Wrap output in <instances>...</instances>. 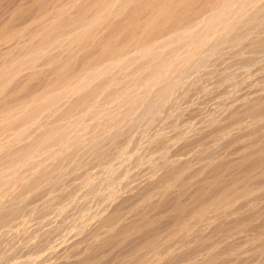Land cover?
Returning a JSON list of instances; mask_svg holds the SVG:
<instances>
[{"label":"rangeland","instance_id":"374dc122","mask_svg":"<svg viewBox=\"0 0 264 264\" xmlns=\"http://www.w3.org/2000/svg\"><path fill=\"white\" fill-rule=\"evenodd\" d=\"M99 1L0 0V264H264V0Z\"/></svg>","mask_w":264,"mask_h":264},{"label":"bare ground","instance_id":"6f19581e","mask_svg":"<svg viewBox=\"0 0 264 264\" xmlns=\"http://www.w3.org/2000/svg\"><path fill=\"white\" fill-rule=\"evenodd\" d=\"M70 1H71V0H70ZM72 1H73V0H72ZM102 1H103V0H101V4L103 3ZM108 1H111V0H108ZM108 1H107V2H108ZM116 1H117V0H116ZM118 1H119V0H118ZM104 2H106V1H104ZM107 2H106V3H107ZM94 3H96V2L94 1ZM97 3L100 4V1L97 2ZM112 3H113V1H112L110 4H112ZM101 4L99 5L100 7H101ZM108 4H109V3H107V4H105V5H108ZM110 4H109V5H110ZM72 5H73V4H72ZM72 5H70V6H72ZM97 5H98V4H97ZM109 5H108V6H109ZM81 6H82V5H81ZM81 6H80V7H81ZM89 6H90V5H89ZM103 6H104V4H103ZM103 6H102V7H103ZM108 6H107V8H105L106 10L108 9ZM110 6H111V5H110ZM62 7H63V6H62ZM102 7H101V8H102ZM111 7H112V6H111ZM63 8H64V7H63ZM93 8H94V7H93ZM113 8H114V7H113ZM113 8H111V9H113ZM59 9H60V8H59ZM61 9H62V8H61ZM66 9H67V8H66ZM95 9H96V8H95ZM105 9L102 8V9H99V10H102V12H101V11H100V12H101L102 14H104V13H103V10H105ZM109 9H110V7H109ZM57 10H58V9H57ZM106 10H105V13H106ZM63 11H64V10H63ZM61 12H62V11H61ZM96 12H97V11H96ZM100 12H99V14H101ZM41 13H42V12H41ZM89 13H90V12H89ZM58 14H59V13H58ZM102 14H101L100 16H102ZM77 15H78V14H77ZM96 15H97V14H96ZM104 15H105V14H104ZM108 15H110V14H108ZM79 16H80V15H79ZM90 16H92V15H90ZM97 16H98V15H97ZM106 16H107V15H106ZM106 16H104V18H105ZM95 17H96V16H95ZM53 18H54V17H53ZM79 18H80V17H79ZM51 19H52V18H51ZM102 19H103V18H102ZM106 19H107V18H106ZM87 20H88V19H87ZM100 20H101V19H100ZM73 21H74V20H73ZM240 21H241V20H240ZM55 22H56V21H55ZM85 22H86V21H85ZM89 22H90V21H89ZM89 22H88V23H89ZM71 23H72V22H71ZM243 23H244V22H243ZM251 23H252V22H251ZM74 24H75V23H74ZM80 24H81V23H80ZM80 24H78V25H80ZM90 24H91V23H90ZM88 25H89V24H88ZM244 25H245V24H244ZM253 25H254V24H253ZM81 26H82V25H81ZM242 26H243V25H242ZM250 26H251V25H250ZM234 27H235V26H234ZM78 28H80V26H78ZM78 28H77V29H78ZM81 28H83V27H81ZM256 29H257V28H256ZM39 30H40V29H39ZM39 30H38V31H39ZM49 30H50V29H49ZM79 30H80V32H82L81 29H78V32H79ZM82 30L84 31V28H83ZM213 30H214V29H213ZM72 31H73V30H72ZM75 31H76V30H75ZM75 31H73L71 35H73V33H75ZM208 31H209V30H208ZM4 32H5V31H4ZM6 32H7V31H6ZM35 32H36V31H35ZM7 34H8V35H7L6 37L10 36L8 32H7ZM76 34H77V33H76ZM250 34H251V33H250ZM79 35H80V33H79ZM251 35H252V34H251ZM251 35H249V36H251ZM4 36H5V35H4ZM58 36H59V35H58ZM60 36H61V35H60ZM74 36H75V35H74ZM76 36H77V35H76ZM50 37H51V36H50ZM54 37H55V36H54ZM72 37H73V36H72ZM261 37H262V36H261ZM43 38H44V37H43ZM56 38H58V37H56ZM62 38H63V37H62ZM4 39H5V38H4ZM63 39H64V38H63ZM257 39H258V38H257ZM257 39H256V40H257ZM55 40H56V39H55ZM60 40H62V39H60ZM60 40H59V41H60ZM66 40H67V39H66ZM68 40H69V39H68ZM260 40H261V39H260ZM53 41H54V40H53ZM53 41H52V42H53ZM56 41H57V40H56ZM63 41H64V40H63ZM41 43H42V42H41ZM249 43H250V42H249ZM39 44H40V43H39ZM43 44H44V43H43ZM45 44L47 45L48 43H45ZM51 44H52V43H51ZM40 45H41V44H40ZM49 45H50V43H49ZM234 45H235V44H234ZM257 45H258V44H257ZM43 46H44V45H43ZM43 46H42V48H44ZM61 46H62V44H61ZM186 46H187V45H186ZM40 47H41V46H40ZM40 47H39V48H40ZM231 47H232V46H231ZM237 47H238V46H237ZM239 48H241V47H239ZM36 49H37V47H36ZM185 49H186V48H185ZM220 49H222V48H220ZM231 49H232V48H231ZM231 49H230V50H231ZM40 50H41V49H40ZM45 50H46V49H45ZM31 51H32V50H31ZM234 51H235V50H234ZM39 52H40V51H39ZM221 52H222V50H221ZM239 54H240V53H239ZM249 54H250V53H249ZM253 54H254V53H253ZM256 55H257V54H256ZM260 55H261V54H260ZM28 56H29V55H28ZM218 56H219V55H218ZM221 56H222V55H221ZM253 56H254V55H253ZM195 57H196V56H195ZM189 58H190V57H189ZM191 58H193V60L195 59L194 57H191ZM196 58H197V57H196ZM10 59H11V58H10ZM27 59H28V58H27ZM191 60H192V59H191ZM191 60H189V62H190ZM6 61H7V60H6ZM230 61H231V60H230ZM234 61H235V60H234ZM7 62H8V61H7ZM7 62H6V63H7ZM9 62H12V61H9ZM189 62H188V63H189ZM224 63H225V62H224ZM227 63H228V62H227ZM227 63H226V64H227ZM14 64H15V63H14ZM237 64H238V63H237ZM5 65H6V64H4L2 68H4V67L6 68ZM1 66H2V65H1ZM8 66H9V65H8ZM195 66H196V65H195ZM245 66H246V65H245ZM11 67H12V65H11ZM11 67H10L9 69H11ZM13 68H14V67H13ZM9 69H6V70L8 71ZM6 70H4V71L2 70L3 73H4ZM10 71H11V70H9L8 73H10ZM8 73L6 72V73H5V76H4V74H2L3 77H6V75H8ZM87 73H88V72H87ZM87 73H86V74H87ZM89 74H90V73H89ZM89 74H88V75H89ZM181 75H182V74H181ZM221 76H222V75H221ZM173 78H174V77H173ZM178 78H179V77H178ZM0 80H1V79H0ZM72 83H73V82H72ZM77 84H78V83H77ZM147 84H148V83H147ZM71 85H72V84H71ZM145 85H146V84H145ZM149 85H150V83H149ZM149 85H148V86H149ZM73 86H74V85H73ZM146 86H147V85H146ZM148 86H147V87H148ZM80 87H81V86H80ZM73 88H74V87H73ZM67 89H68V88H67ZM228 89H229V88H228ZM228 89H226V90H228ZM145 90H146V89H145ZM184 93H185V92H184ZM184 93H183V94H184ZM45 95H46V94H45ZM45 97H46V96H45ZM45 97H44V98H45ZM36 100H37V99H36ZM46 100H47V99H46ZM260 101H261V100H260ZM36 102H37V101H36ZM33 105H34V103H33ZM39 105H40V104H39ZM39 105H37V106H39ZM166 105H167V104H166ZM166 105H165V106H166ZM251 106H252V105H251ZM256 106H257V104H256ZM256 106H255V107H256ZM9 107H10V106H9ZM253 107H254V106H253ZM5 108H6V107H5ZM17 108H18V107H17ZM24 108H25V107H24ZM246 108H247V107H246ZM247 109H249L248 111H250V110L253 109V108H249V106H248ZM254 109H255V108H254ZM258 109H260V108H259V105H258ZM262 109H263V108H262ZM6 110H7V109H6ZM9 110H10V109H9ZM162 110H163V108H162ZM260 110H261V109H260ZM263 110H264V109H263ZM23 111H24V110H23ZM253 111H254V110H253ZM6 112H7V111H6ZM11 112H12V111H11ZM16 112H17V111H16ZM132 112H134V111H132ZM135 112H136V111H135ZM243 112H244V111H243ZM246 112H247V110H246ZM256 112H257V111H256ZM259 112H260V111H259ZM261 112H262V111H261ZM8 113H9V112H8ZM8 113H6V114H8ZM250 113H251V111H250ZM250 113H249V115H250ZM254 113H255V112H254ZM254 113H253V114H254ZM257 113H258V112H257ZM262 113H264V112H262ZM23 114H24V113H23ZM130 114H131V113H130ZM135 114H136V113H135ZM135 114H134V116H135ZM243 114H245V113H243ZM253 114H251V115H253ZM258 114H259V113H258ZM247 115H248V114H247ZM251 115H250V116H251ZM134 116H133V117H134ZM241 116H242V114L240 115V117H241ZM253 116L255 117V115H253ZM253 116H252V117H253ZM260 116H261V115H260ZM16 117H17V116H16ZM237 117H238V116H237ZM240 117H239V118H240ZM244 117H245V115H244ZM261 117H262V116H261ZM3 118H4V117H3ZM3 118H2V121H3V122H5L6 120H8V117L6 118V120L4 119L5 121L3 120ZM13 118H14V117H13ZM120 118H121V117H120ZM247 118H248V117H247ZM255 118H256V117H255ZM93 119H94V118H93ZM118 119H119V118H118ZM122 119H123V117H122ZM122 119H121V120H122ZM129 119H131V118L129 117ZM129 119L127 118V120H129ZM136 119H137V118H136ZM210 119H211V117H210ZM231 119H232V118H231ZM249 119H250V118H249ZM9 120H10V119H9ZM123 120H124V119H123ZM123 120L121 121L122 123H123ZM127 120H126V122H128ZM234 120H235V118H234ZM252 120H253V119H252ZM2 121H1L0 123H2ZM118 121H119V120H118ZM124 121H125V120H124ZM231 121H232V120H231ZM241 121H242V120H241ZM250 121H251V119H250ZM115 122H116V120H115ZM121 122H120V123H121ZM248 122H249V121H248ZM251 122H252V121H251ZM129 123H130V122H129ZM129 123H127V124H129ZM236 123H237V122H236ZM238 123H241V122H238ZM253 123H254V122H253ZM2 124H3V123H2ZM103 124H104V123H103ZM123 124H124V123H123ZM227 124H228V123H227ZM232 124H233V123H232ZM232 124H231V125H232ZM241 124H243V123H241ZM254 124H255V123H254ZM263 124H264V123H263ZM4 125H5V124H4ZM105 125H106V124H105ZM259 125H260V123H259ZM229 126H230V125H229ZM246 126H247V125H246ZM263 126H264V125H263ZM234 127H235V126H234ZM237 127H238V125H237ZM242 127H243V126H242ZM244 127H245V126H244ZM76 128H78V127H76ZM76 128H75V129H76ZM229 128H230V127H229ZM251 128H252V127H251ZM253 128H255V127H253ZM260 128H261V126H260L259 128H257V129H254V130H259ZM19 129H21V128H19ZM120 129H121V128H120ZM233 129H234V128H233ZM237 129H238V128H237ZM241 129H243V128H241ZM261 129L263 130V128H261ZM223 130H224V128H223ZM249 130L251 131L250 128H249ZM13 131H14V129H13ZM17 131H18V130H17ZM229 131L232 132L231 129H230ZM233 131H237V130H233ZM118 132H119V131H118ZM215 132H216V131H215ZM223 132H224V131H223ZM237 132H238V131H237ZM240 132H241V131H240ZM243 132L245 133V130H244ZM259 132H260V131H259ZM259 132H258V133H259ZM94 133H95V132H94ZM102 133H103V132H102ZM249 133H250V132H249ZM249 133L247 132V134H249ZM213 134H215V133L213 132ZM219 134H220V133H219ZM224 134H225V132H224ZM235 134H236V132H235ZM240 134H241V133H240ZM240 134H239V135H240ZM242 134H243V133H242ZM247 134H246V136H248ZM252 134L254 135V133H252ZM252 134H251V135H252ZM255 134H256V133H255ZM262 134H263V133H262ZM94 135H95V134H94ZM226 135H227V134H226ZM232 135H233V134H232ZM256 135H257V134H256ZM256 135H255L254 137H256ZM15 136H16V135H15ZM63 136H64V138H65L66 134L63 135ZM71 136H72V135H71ZM230 136H231V135H230ZM244 136H245V134H244ZM249 136H250V135H249ZM258 136H259V135H258ZM211 137H213V136H211ZM64 138H63V139H64ZM66 138H67V137H66ZM68 138H70V137H68ZM214 138H215V137H214ZM218 138H219V137H217V139H218ZM220 138H221V136H220ZM227 138H229V137H227ZM71 139H73V138H71ZM91 139H92V138H91ZM223 139H225V138H223ZM241 139H242V137H241ZM243 139H244V138H243ZM245 139H246V138H245ZM69 140H70V139H69ZM95 140H96V139H95ZM218 140H219V139H218ZM220 140H221V139H220ZM231 140H232V139H231ZM247 140H248V138H247ZM255 140H256V139H255ZM66 141H67V140H66ZM229 141H230V140H229ZM232 141H233V140H232ZM242 141H243V140H242ZM67 142H68V141H67ZM214 142H215V141H214ZM214 142H213V143H214ZM239 142H240V141H239ZM239 142H238V143H239ZM255 142H256V141H255ZM61 143H62V142H61ZM70 143H71V142H70ZM198 143H199V142H198ZM200 143H201V142H200ZM252 143H253V141H252ZM252 143H251V144H252ZM259 143H260V142H259ZM58 144H59V143H58ZM204 144H205V143H204ZM229 144H230V143H229ZM192 145H193V144H192ZM244 145H245V144H244ZM67 146H68V145H67ZM69 146H70V145H69ZM212 146H213V145H212ZM250 146H251V145H250ZM3 147H4V146H3ZM3 147H2V148H3ZM199 147H200V146H199ZM199 147H198V148H199ZM227 147H228V146H227ZM258 147H262V146H258ZM62 148H63V147H62ZM66 148H67V147H66ZM69 148H70V147H69ZM186 148H187V147H186ZM190 148H191V147H190ZM198 148H197V149H198ZM200 148H201V147H200ZM203 148H204V147H203ZM203 148H202V150H203ZM206 148H207V147L205 146L204 149L206 150ZM211 148H212V147H211ZM230 148H231V147H230ZM235 148H236V147H235ZM209 149H210V148H209ZM260 149H261V148H260ZM263 149H264V148H263ZM48 150H49V149H48ZM62 150H63V149H62ZM194 150H196V149H194ZM243 150H244V149H243ZM253 150H254V149H253ZM256 150H258V148H257ZM192 151H193V150H192ZM197 151H199V150H197ZM197 151H196V152H197ZM203 151H204V150H203ZM233 151H234V150H233ZM244 151H245V150H244ZM248 151H250V150H248ZM52 152H53V151H52ZM62 152H63V151H62ZM189 152H190V151H189ZM189 152H188V153H189ZM193 152H194V151H193ZM193 152H191V153H193ZM200 152H201V151H200ZM252 152H253V151H252ZM254 152H255V150H254ZM256 152H259V150L256 151ZM263 152H264V151H261L260 153H254V154H255L254 157L257 158V160H259V159H260V160H263V158H264V157L262 156V155L264 154ZM49 153H50V152H49ZM59 153H60V152H59ZM63 153H64V152H63ZM63 153H61V154H63ZM246 153H247V152H246ZM193 154H194V153H193ZM197 154H198V153H197ZM197 154H196V155H197ZM199 154H200V153H199ZM199 154H198V155H199ZM204 154H205V153H204ZM210 154H211V153H210ZM230 154H231V153H230ZM243 154H244V153H243ZM250 154H253V153L250 152ZM256 154H258V157H257ZM50 155H51V154H50ZM54 155H55V154H54ZM63 155H64V154H63ZM212 155H213V153H212ZM247 155H248V153H247ZM247 155H244V156H247ZM59 156H60V155H59ZM114 156H115V155H114ZM191 156H192V154H191ZM244 156H243V157H244ZM162 157H163V156H162ZM178 157H179V156H178ZM204 157H205V156H204ZM213 157H214V156H213ZM249 157H250V155H249ZM251 157L254 158L253 155H251ZM251 157H250V158H251ZM262 157H263V158H262ZM55 158H56V157H55ZM57 158H59V157H57ZM57 158H56V159H57ZM173 158H174V157H173ZM194 158H195V157H194ZM239 158H240V157H239ZM247 158H248V157H247ZM252 158H251V159H252ZM255 158L252 160V162H253L254 160L256 161ZM248 159H249V158H248ZM30 160H31V159H30ZM53 160H54V158H53ZM57 160H58V159H57ZM185 160H186V159H185ZM187 160H188V159H187ZM221 160H222V159H221ZM221 160H220V161H221ZM225 160H226V159H225ZM245 160H246V159H245ZM260 160H259V163L261 162ZM24 161H25V160H24ZM27 161H28V160H27ZM31 161H32V160H31ZM54 161H55V160H54ZM169 161H170V160H169ZM169 161H168V162H169ZM176 161H177V160H176ZM190 161H191V160H190ZM215 161H216V159H215ZM215 161H214V162H215ZM246 161H247V160H246ZM168 162H167V165H168ZM172 162H173V161H172ZM200 162H201V161H200ZM214 162H213V163H214ZM225 162H226V161H225ZM228 162H229V161H228ZM252 162H251V163H252ZM257 162H258V161H257ZM263 162H264V161H263ZM20 163H22V162H20ZM32 163H33V162H32ZM68 163H69V162H68ZM180 163H181V162H180ZM186 163H187V162H186ZM207 163H208V162H207ZM254 163H255V162H254ZM259 163H255V165H254L255 168H256V167H259V166H256L257 164L259 165ZM261 163H262V162H261ZM60 164H61V162H60ZM169 164H170V163H169ZM191 164H192V163H191ZM219 164H221V163H219ZM224 164H225V163H224ZM172 165H173V164H172ZM221 165H222V164H221ZM229 165H230V164H229ZM242 165H243V163H242ZM249 165H250V161H249ZM249 165H248V166H249ZM200 166H202V165H200ZM204 166H205V165H204ZM204 166H203V167H204ZM214 166H216V165L214 164ZM223 166H226V167H225V170H226L227 165H223ZM223 166H222V169H221L222 172H223V170H224V169H223ZM240 166H241V165H240ZM248 166H246V167H247V169H248V171H249ZM252 166H253V165H252ZM55 167H56V166H55ZM100 167H101V166H100ZM192 167H193V166H192ZM209 167H210V166H209ZM219 167H220V166H219ZM250 167H251V166H250ZM63 168H64V167H63ZM167 168H168V167H167ZM169 168H170V167H169ZM172 168H173V167H172ZM185 168H186V167H185ZM185 168H184V169H185ZM211 168H212V167H211ZM236 168H237V167H236ZM255 168H254V170H255ZM259 168H260V167H259ZM263 168H264V167H263ZM155 169H156V168H155ZM181 169H182V167L180 168V171H181ZM204 169H205V167H204ZM204 169H203V171H204ZM218 169H219V168L217 167V169H215V171L217 170V172H219ZM229 169H230V168H229ZM231 169H232V168H231ZM231 169H230V170H231ZM239 169H240V168H239ZM257 169H258V168H257ZM164 170H166V168H165ZM172 170H173V169H172ZM178 170H179V169H178ZM208 170H209V169H208ZM230 170H229V172H230ZM232 170H233V169H232ZM232 170H231V171H232ZM251 170H253V169L251 168ZM261 170H263V169H260V171H261ZM156 171L158 172L159 170H156ZM161 171H162V170H161ZM173 171H174V170H173ZM182 171H183V170H182ZM187 171H188V170H187ZM199 171H200V170H199ZM199 171H198V173H202L201 171H200V172H199ZM206 171H207V170H206ZM215 171H214L213 173H215V174L217 175L218 173H216ZM245 171H246V170H245ZM245 171H244V172H245ZM52 172H53V171H52ZM59 172H61V171H59ZM86 172H87V171H86ZM176 172H177V171H175L174 173L176 174ZM184 172H186V171H184ZM194 172H195V171H194ZM210 172H212V171H210ZM222 172H221V173H222ZM229 172H228V173H229ZM237 172H238V171H237ZM251 172H253V171H251ZM159 173H160V171H159ZM165 173H166V171L164 172V174H165ZM169 173H171V172H169ZM208 173H209V171H208ZM213 173L211 174V176H212V175H215V174H213ZM224 173H226V171H224ZM232 173H233V172H232ZM253 173H254V172H253ZM258 173H259V172H258ZM261 173L263 174V172H261ZM164 174H163V176H164ZM167 174H168V173H167ZM175 174H174V175H175ZM182 174H183V173H182ZM209 174H210V173H209ZM229 174H230V173H229ZM233 174H234V173H233ZM244 174H245V173H244ZM256 174H257V173H256ZM42 175H43V174H42ZM45 175H46V174H45ZM45 175H43V177H44ZM157 175H158V174H157ZM160 175H161V174H160ZM160 175H159V176H160ZM180 175H181V174H180ZM198 175H199V174H198ZM203 175H204V174H203ZM220 175H221V174H220ZM220 175L218 174L215 180H219V179H220L221 182H222V178H221L222 176H220ZM222 175H224V174H222ZM226 175H227V174H226ZM226 175H225V176H226ZM241 175H242V177L245 176V175H243V173H242ZM241 175H238V176H241ZM155 176H156V174H155ZM168 176H169V174H168ZM177 176H179V174H177L176 177H174V178H175V179H176V178L178 179ZM199 176H200V175H199ZM209 176H210V175H209ZM209 176H208V177H209ZM211 176H210V178H211ZM219 176H220V177H219ZM228 176H230V175H228ZM233 176H234V175H233ZM246 176H247V174H246ZM248 176H249V175H248ZM254 176H255V175H254ZM41 177H42V176H41ZM43 177H42V178H43ZM89 177H90V176H89ZM151 177H152V176H151ZM153 177H154V174H153ZM160 177H161V176H160ZM160 177H159V178H160ZM165 177H166V176H165ZM171 177H173V175H172ZM183 177H184V176H183ZM208 177H207V178H208ZM213 177H214V176H213ZM234 177L236 178V176H234ZM250 177H251V176H250ZM260 177H261V176H260ZM159 178H158V179H159ZM163 178H164V177H162L161 180H163ZM167 178L169 179V177H167ZM167 178H166V179H167ZM193 178H196V177H193ZM198 178H199V177H198ZM204 178H205V177H204ZM230 178H231V177H229V179H230ZM235 178H234V182L237 181V180H235ZM244 178H245V177H244ZM244 178H243V179H244ZM247 178H248V177H247ZM175 179H174V180H175ZM202 179H203V178H202ZM205 179H206V178H205ZM212 179H213V178H212ZM212 179H211V181H212ZM227 179H228V178H227ZM231 179H233V178H231ZM231 179H230V181L232 182ZM237 179H238V178H237ZM239 179H242V178H239ZM243 179H242V180H243ZM263 179H264V178H263ZM161 180H160V181H161ZM178 180H179V179H178ZM207 180H208V179H207ZM209 180H210V179H209ZM154 181H155V180H154ZM166 181H167V180H166ZM172 181H173V180H172ZM188 181H189V180H188ZM199 181H200V180H199ZM227 181H228V180H227ZM240 181H241V180H238L237 182H240ZM0 182H1V181H0ZM6 182H7V180H6ZM109 182H110V181H109ZM152 182H153V181H152ZM158 182H159V181H158ZM158 182H157V183H158ZM200 182H201V181H200ZM208 182H209V181H208ZM216 182H217V184H218V183L221 184V183L218 182V181H216ZM228 182H229V181H228ZM231 182H230V183H231ZM244 182H245V181H244ZM244 182H243V183H244ZM11 183H12V182H11ZM155 183H156V182H155ZM166 183H167V182H166ZM166 183H164V184H166ZM168 183H169V182H168ZM171 183H172V182H171ZM174 183H175V182H174ZM177 183H178V182H177ZM181 183H182V182H181ZM186 183H187V182H186ZM192 183H193V182H192ZM211 183L215 184L214 181H212ZM226 183H227V182H226ZM101 184H102V183H101ZM172 184H173V183H172ZM179 184H180V183H179ZM213 184H212L211 186H215V185H213ZM223 184H225V182H224ZM223 184H222V185H223ZM232 184L234 185L235 183H231V184H228V183H227V185H231V186H229V188H232V187H233ZM237 184H238V183H237ZM250 184H251V183H250ZM5 185H6V184H5ZM5 185H4V186H5ZM7 185H8V184H7ZM161 185H162V184H161ZM182 185H183V184H182ZM184 185H185V184H184ZM254 185H255V184H254ZM145 186H146V185H145ZM159 186H160V185H159ZM165 186H166V185H165ZM169 186H170V185H169ZM176 186H177V185H176ZM205 186H209V184L204 185V187H205ZM217 186L219 187V186H221V185H217ZM223 186H224V185H223ZM242 186L244 187V185H242ZM98 187H99V186H98ZM141 187H142V186H141ZM155 187H156V186H155ZM155 187H154V188H155ZM174 187H175V186H174ZM182 187H183V186H182ZM182 187H181V189H179V188H178V189H179V190H182ZM209 187H210V186H209ZM221 187H222V186H221ZM238 187H239V186H238ZM143 188H144V187H143ZM151 188H153V187H151ZM157 188H158V187H157ZM159 188H160V187H159ZM163 188H164V187H163ZM167 188H168V187H167ZM211 188H212V187H211ZM215 188H216V187H215ZM224 188H225V187H224ZM236 188H237V187H236ZM241 188H242V187H241ZM246 188H247V187H246ZM1 189H2V188H1ZM168 189L170 190V188H168ZM206 189H207V188H206ZM209 189H210V188H209ZM213 189H214V188H213ZM222 189H223V188H222ZM222 189H221L220 193L222 192ZM226 189H227V187H226ZM233 189H234V188H233ZM242 189H243V188H242ZM244 189H245V188H244ZM251 189H252V188H251ZM259 189H260V188H259ZM261 189H262V188H261ZM105 190H107V189H105ZM137 190H138V189H137ZM160 190H161V189H160ZM163 190H164V189H163ZM176 190H177V189H176ZM184 190H186V189H184ZM199 190H200V189H199ZM203 190H204V189H203ZM207 190H208V189H207ZM211 190H212V189H211ZM217 190H218V188H217ZM224 190H225V189H224ZM227 190H228V189H227ZM227 190H226V191H227ZM230 190H231V189H230ZM252 190H253V189H252ZM235 191H236V189H235ZM241 191H242V190H241ZM255 191H256V190H255ZM1 192H2V191H1ZM132 192H133V191H132ZM134 192H135V191H134ZM152 192H154V191H152ZM155 192H156V191H155ZM159 192H160V191H159ZM161 192H162V191H161ZM161 192H160V193H161ZM165 192H166V191H165ZM165 192H164V193H165ZM178 192H179V191H178ZM201 192H202V191H201ZM207 192H208V191H205V193H207ZM215 192H217V191L214 190L213 193H215ZM248 192H249V191H248ZM140 193H141V192H140ZM195 193H196V192H194V194H195ZM198 193H199V192H198ZM208 193H209V192H208ZM218 193H219V192H218ZM220 193H219V194H220ZM242 193H243V192H242ZM244 193L246 194V190L244 191ZM258 193H259V192H258ZM1 194H2V193H1ZM154 194L156 195V193H153V195H154ZM161 194H162V193H161ZM176 194H177V193H176ZM179 194H180V193H179ZM181 194H183V193L181 192ZM200 194H201V193H200ZM200 194H199V195H200ZM223 194H224V196H225V193H224V192H223ZM232 194H234V193L232 192ZM248 194H249V193H248ZM250 194H251V193H250ZM159 195H160V194H159ZM195 195H196V194H195ZM199 195L197 194V198H198V199H199ZM209 195H211V192H210ZM228 195H229V196H232V195L229 194V193H228ZM234 195H236V194H234ZM239 195H241V193H240ZM108 196H109V195H108ZM134 196H135V195H134ZM141 196H142V195H141ZM170 196H171V195H170ZM177 196H178V195H177ZM203 196H204V195H203ZM207 196H208V195H207ZM221 196H222V194H221ZM242 196H243V195H242ZM242 196H241V197H242ZM245 196H246V195H244V197H245ZM135 197H136V196H135ZM153 197H154V196H153ZM164 197H165V196H164ZM188 197H189V196H188ZM208 197H209V196H208ZM214 197H215V195H214ZM216 197H218L217 194H216ZM241 197H240V200H242ZM15 198H16V197H15ZM63 198H64V197H63ZM67 198H68V197H67ZM161 198H162V197H161ZM184 198H185V197H184ZM192 198H193V197H192ZM218 198H219V197H218ZM263 198H264V197H263ZM1 199H2V198H1ZM65 199H66V198H65ZM139 199H140V198H139ZM149 199H150V198H149ZM159 199H160V197H159ZM159 199H158V200H159ZM163 199H164V198H162V200H163ZM171 199H172V198H171ZM198 199H197V200H198ZM225 199H227V197H226ZM233 199H234V198H233ZM235 199H236V198H235ZM237 199H238V198H237ZM237 199H236V203H237ZM244 199H245V198H244ZM248 199H250V198H248ZM11 200H12V199H11ZM62 200H63V199H62ZM69 200H70V199H69ZM158 200H157V201H158ZM166 200L168 201L167 198H166ZM194 200L197 201V200H196V196H195V199H193V201H194ZM205 200H206V198H205ZM212 200H215V199H213V197H212ZM212 200H211V201H212ZM219 200H220V202H221L222 199H219ZM229 200H230V198L227 200L228 204H229V202H230ZM137 201H138V200H137ZM149 201L151 202V200H148V199H147V202H146V200H145L146 203H148ZM182 201H183V200H182ZM199 201H200V200H199ZM207 201H208V200H207ZM217 201H218V200H217ZM223 201H224V200H223ZM233 201H234V200H233ZM233 201H231V203H233ZM238 201H239V199H238ZM249 201H250V200H249ZM58 202H59V201H58ZM150 202H149V203H150ZM161 202H162V201H161ZM163 202H164V201H163ZM165 202H166V201H165ZM190 202H191V201H190ZM201 202H202V201H201ZM214 202H216V200H215ZM214 202H213V203H214ZM220 202H219V203H220ZM234 202H235V201H234ZM240 202H241V201H240ZM258 202H259V201H258ZM152 203L155 204L156 202H155V203L152 202ZM158 203H159V202H158ZM158 203H157V204H158ZM183 203H184V202H183ZM193 203H194V202H192V204H193ZM195 203H196V202H195ZM198 203H199V202H198ZM202 203H203V202H202ZM213 203H211V204H213ZM221 203H222V202H221ZM236 203H235V204H236ZM12 204H13V203H12ZM58 204H59V203H58ZM166 204H167V203H166ZM174 204H176V202H175ZM177 204H178V203H177ZM188 204H190V203H188ZM196 204H197V203H196ZM204 204H206V203H204ZM208 204H210V202H209ZM211 204H210V205H211ZM217 204H218V203H217ZM217 204H216V205H217ZM224 204H226V203L223 202V203H222V206H226V205H224ZM242 204H243V202H242ZM255 204H256V203H255ZM144 205H145V204H144ZM150 205H151V204H150ZM150 205H149V206H150ZM194 205H195V204H194ZM194 205H193V206H194ZM199 205H201V203H200ZM210 205H209V207H210ZM239 205H240V204H239ZM260 205H261V204H260ZM262 205H263V204H262ZM145 206H146V205H145ZM147 206H148V205H147ZM151 206H152V205H151ZM151 206H150V208H151ZM160 206H161V205H160ZM165 206H166V205H165ZM165 206H163V207H165ZM172 206H173V204H172ZM177 206H179V205H177ZM201 206H202V207L198 208V210L201 209V208H203V209H201V210H203V213H204V212L206 211L205 208H206L207 206H206V205H204V206H206V207H203V205H201ZM213 206L215 207V205H213ZM240 206H241V205H240ZM245 206H246V205H245ZM245 206H244V207H245ZM254 206H255V205H254ZM14 207H15V206H14ZM153 207H154V206H153ZM155 207H157V206H155ZM155 207H154V208H155ZM184 207H185V206H184ZM187 207H189V206L187 205ZM191 207H192V206H191ZM231 207H232V205H231ZM24 208H25V207H24ZM57 208H58V207H57ZM84 208H85V207H84ZM142 208H143V207H141V209H142ZM144 208H145V207H144ZM148 208H149V207H148ZM158 208H159V207H158ZM160 208L162 209V207H160ZM160 208H159V210H160ZM171 208H172V207H171ZM171 208H170V209H171ZM173 208H174V207H173ZM175 208H176V206H175ZM179 208H182V206L179 207ZM216 208H217V207H215V209H216ZM221 208H224V207H221ZM229 208H230V207H229ZM232 208H233V207H232ZM235 208H236V207H235ZM235 208H234V209H235ZM251 208H252V207H251ZM25 209H26V208H25ZM152 209H153V208H152ZM185 209H186V208H185ZM195 209H196V208H195ZM204 209H205V211H204ZM209 209H210V208H209ZM213 209H214V208H213ZM213 209H212V210H213ZM242 209H243V208H242ZM8 210H9V209H8ZM60 210H61V209H60ZM126 210H127V209H126ZM132 210H133V209H132ZM148 210H150V209H148ZM154 210H156V208H155ZM154 210H153V211H154ZM171 210H172V209H171ZM174 210H175V209H173V211H174ZM178 210H179V209L177 208L175 211L177 212ZM181 210L183 211V208H182ZM181 210H180V211H181ZM191 210H193V209H191ZM198 210H197V211H198ZM222 210H223V209H222ZM227 210H229V209H227ZM235 210H236V209H235ZM243 210H244V209H243ZM249 210H250V209H249ZM49 211H50V210H49ZM143 211L145 212V209H143ZM143 211H142V212H143ZM180 211H178V213H180ZM213 211H214V210H213ZM216 211H217V209H216ZM225 211H226V208H225ZM259 211H260V210H259ZM11 212H12V211H11ZM30 212H31V211H30ZM39 212H40V211H39ZM135 212H136V211H135ZM137 212H138V211H137ZM148 212H149V211H148ZM148 212H147V213H148ZM201 212H202V211H200V213H201ZM210 212H211V209H210ZM210 212H209V213H210ZM217 212H218V211H217ZM217 212H215V213H217ZM232 212H233V210H232ZM249 212H250V211H249ZM131 213H132V212H131ZM139 213L141 214V211H140ZM145 213H146V212H145ZM151 213H153L152 210H151ZM164 213H165V211H164ZM187 213H188V212H187ZM191 213H193V212H191ZM197 213H199V212H197ZM206 213H208V211H206L205 214H206ZM212 213H213V212H212ZM224 213H225V212H224ZM227 213H228V212H227ZM229 213H230V212H229ZM236 213H237V212H236ZM263 213H264V212H263ZM42 214H43V212H42ZM170 214H171V213H170ZM213 214H214V213H213ZM217 214H218V213H217ZM222 214H223V213H222ZM234 214H235V213H234ZM249 214H250V213H249ZM43 215H44V214H43ZM80 215H81V214H80ZM136 215H138V214H136ZM154 215H155V213H154ZM171 215H174V216H175V213H174V214L172 213ZM176 215H177V214H176ZM189 215L191 216V214H189ZM198 215H200V214H198ZM198 215H197V216H198ZM201 215H202V214H201ZM207 215H208V214H206V216H207ZM230 215H231V214H230ZM261 215H262V214H261ZM138 216H139V215H138ZM147 216H149V215H147ZM158 216H159V215H158ZM186 216H187V215H186ZM202 216H203V215H202ZM206 216H205V217H206ZM209 216H210V215H209ZM209 216H208V217H209ZM211 216H212V215H211ZM218 216H219V214H218ZM223 216H224V215H223ZM225 216H226V214H225ZM259 216H260V215H259ZM4 217H5V216H4ZM31 217H32V216H31ZM143 217H144V216H143ZM150 217H151V216H150ZM152 217H155V216L152 215ZM152 217H151V218H152ZM172 217H173V216H172ZM179 217H180V215H179ZM184 217H185V216H184ZM187 217H188V216H187ZM187 217H185V218H187ZM193 217H194V216H193ZM198 217H200V216H198ZM233 217H234V216H233ZM14 218H15V217H14ZM144 218H145V217H144ZM151 218H148V219L151 220ZM170 218H171V216H170ZM176 218H177V217H176ZM180 218H182V217H180ZM180 218H179V219H180ZM209 218H210V217H209ZM212 218H213V216H212ZM226 218H227V217H226ZM248 218H251V217H248ZM263 218H264V217H263ZM142 219H143V218H142ZM142 219H140V220L142 221ZM189 219H190V218H189ZM207 219H208V218H207ZM220 219H221V218H220ZM107 220H108V219H107ZM140 220H139V221H140ZM177 220H178V219H177ZM191 220H192V217H191ZM194 220H196V219H194ZM200 220H201V219H200ZM200 220H199V221H200ZM208 220H209V219H208ZM210 220H211V218H210ZM213 220H214V219H213ZM218 220H219V219H218ZM224 220H225V219H224ZM244 220H246V219H244ZM249 220H250V219H249ZM24 221H25V220H24ZM120 221H121V220H120ZM128 221H129V219H128ZM135 221H136V220H135ZM135 221H134L133 223H135ZM145 221H146V220H145ZM171 221H172V220H171ZM184 221H185V220H184ZM246 221H248V220H246ZM22 222H23V221H22ZM71 222H72V221H71ZM109 222H111V220H110ZM137 222H138V220H137ZM150 222H151V221H150ZM152 222H153V224H154V221H152ZM152 222H151V223H152ZM185 222H188V221H185ZM190 222H192V224L195 225V223H193V221H190ZM248 222H249V221H248ZM250 222H251V221H250ZM133 223H132V224H133ZM145 223L147 224V222H145ZM207 223L209 224V222H207ZM240 223H241V222H240ZM242 223H243V221H242ZM9 224H10V223H9ZM124 224H125V223H124ZM124 224H123V225H124ZM142 224L144 225V223H142ZM181 224H182V220H181ZM189 224H191V223H189ZM189 224H188V225H189ZM192 224H191V225H192ZM210 224H211V223H210ZM213 224H214V223H213ZM234 224H235V222H234ZM238 224H239V222H238ZM261 224H262V223H261ZM143 225H141V226H143ZM147 225L149 226V221H148V224H147ZM177 225H178V224H177ZM191 225H190V227H191ZM196 225H198V224H196ZM211 225H212V224H211ZM97 226H98V225H97ZM101 226H102V225H101ZM105 226L107 227L106 224H105ZM131 226H132V225H131ZM139 226H140V224H139ZM139 226L137 225V227H134V228H135V229H138ZM141 226H140V229H141ZM144 226H145V225H144ZM185 226H187V225L185 224ZM216 226H217V225H216ZM216 226H215V227H216ZM218 226H219V225H218ZM218 226H217L216 228H218ZM235 226H236V225H235ZM246 226H247V224H246ZM250 226H251V225H250ZM253 226H254V225H253ZM69 227H70V226H69ZM126 227H127V226H126ZM128 227H129V226H128ZM167 227H169V226H167ZM179 227H181V225H180ZM190 227H189V228H190ZM213 227H214V225H213ZM6 228H7V227H6ZM110 228H111V227H110ZM117 228H118V227H117ZM151 228H152V226H151ZM183 228H184V227H183ZM189 228H187V229L189 230ZM193 228H194V226H193ZM193 228H192V229H193ZM237 228H238V227H237ZM239 228H240V227H239ZM241 228H242V226H241ZM243 228H244V227H243ZM127 229H128V228H127ZM127 229H126V231H127ZM168 229H169V228H168ZM175 229H176V228H175ZM181 229H182V228H181ZM184 229H185V228H184ZM187 229H186V230H187ZM192 229H191V232H192ZM29 230H30V229H29ZM99 230H100V229H99ZM105 230H106V229H105ZM121 230H122V229H121ZM123 230H124V229H123ZM123 230H122V231H123ZM130 230H131V229H130ZM138 230H139V229H138ZM194 230H195V229H194ZM216 230H217V229H216ZM252 230H253V229H252ZM255 230H256V229H255ZM0 231H1V230H0ZM176 231H177V230H176ZM176 231H174V232L176 233ZM200 231H201V230H200ZM237 231H238V230H237ZM239 231H240V230H239ZM241 231H242V230H241ZM256 231L258 232V228H257ZM103 232H104V231H103ZM180 232H182V231H180ZM189 232H190V231H189ZM253 232H254V231H253ZM260 232H261V231H260ZM260 232H259V233H260ZM5 233H6V232H5ZM123 233H125V232L123 231ZM175 233H174V234H175ZM178 233H179V231H178ZM184 233H185V232H184ZM186 233H187V232H186ZM240 233H241V232H240ZM250 233H251V232H250ZM254 233H256V232H254ZM262 233H263V231H262ZM96 234H97V233H96ZM96 234H95V235H96ZM159 234H160V233H159ZM252 234H253V233H252ZM263 234H264V233H263ZM107 235H108V234H107ZM149 235H150V234H149ZM172 235H173V234H172ZM179 235H180V233H179ZM213 235H214V234H213ZM156 236H157V235H156ZM165 236H166V235H165ZM168 236H170V235L168 234ZM182 236H185V234H183ZM182 236H181V237H182ZM199 236H200V235H198V237H199ZM258 236H259V235H258ZM261 236H262V234H261ZM263 236H264V235H263ZM263 236H262V237H263ZM117 237H118V236H117ZM121 237H123V236H121ZM124 237L126 238V235H125ZM124 237H123V238H124ZM151 237H152V236H151ZM172 237H173V236H172ZM172 237H171V238H172ZM174 237H175V235H174ZM174 237H173V238H174ZM181 237H180V239H181ZM185 237H186V236H185ZM188 237H189V236H188ZM192 237H193V236H192ZM250 237H251V236H250ZM254 237H256V236H254ZM29 238H30V237H29ZM88 238H90V237H88ZM123 238H122V239H123ZM146 238H147V237H146ZM161 238H162V237H161ZM183 238H184V237H183ZM252 238H253V237H252ZM32 239H33V237H32ZM107 239H108V238H107ZM114 239H115V238H114ZM119 239H120V238H119ZM152 239H153V238H152ZM165 239H166V237H165ZM177 239H178V237H177ZM201 239H202V238H201ZM247 239H248V238H247ZM29 240H30V239H29ZM156 240H158V239H156ZM171 240L173 241V239H171ZM171 240H170V242H171ZM257 240H258V238H257ZM262 240H263V239H262ZM87 241H88V240H87ZM111 241H112V240H111ZM166 241H168V240H166ZM176 241H177V243H178V240H176ZM184 241H185V240H184ZM184 241H181V243H182V242L185 243ZM190 241H191V240H190ZM249 241H250V240H249ZM98 242H99V241H98ZM98 242H97V243H98ZM105 242H106V241H105ZM108 242H109V241H108ZM150 242H151V241H150ZM152 242H154V241H152ZM161 242H162V241L158 242V245H159V243H161ZM163 242H164V241H163ZM246 242H247V240H246ZM253 242H254V241H253ZM253 242H252V243H253ZM263 242H264V241H263ZM263 242H262V245H263ZM80 243H81V242H80ZM94 243H95V242H94ZM148 243H149V242H148ZM164 243H166V242H164ZM164 243H163V244H164ZM168 243H169V242H168ZM168 243H166V244L168 245ZM188 243H189V242H188ZM190 243H191V242H190ZM239 243H240V242H239ZM256 243H257V242H256ZM86 244H87V243H86ZM101 244H102V242H101ZM101 244H100V245H101ZM111 244H112V243H111ZM156 244H157V242H156ZM178 244H179V243H178ZM197 244H198V243H197ZM209 244H210V243H209ZM209 244H208V246H209ZM249 244H250V243H249ZM253 244H254V243H253ZM87 245H88V244H87ZM148 245H149V244H148ZM150 245H151V244H150ZM153 245H155V244H153ZM161 245H162V244H161ZM246 245H247V244H246ZM255 245H256V244H255ZM259 245H261V244H259ZM111 246H112V245H111ZM145 246H146V245H145ZM156 246H157V245H156ZM165 246H166V245H165ZM181 246L183 247V245H181ZM211 246H212V244H211ZM158 247H159V246H158ZM168 247H170V246H168ZM179 247H180V246H179ZM209 247H210V246H209ZM209 247H208V248H209ZM262 247H263V246H262ZM30 248H31V247H30ZM84 248H85V247H84ZM87 248H88V247H87ZM100 248H101V247H100ZM109 248H110V247H109ZM121 248H122V247H121ZM131 248H132V247H131ZM165 248H166V247H165ZM185 248H186V247H185ZM212 248H213V247H212ZM248 248H249V247H248ZM252 248H253V247H252ZM254 248H255V247H254ZM254 248H253V249H254ZM68 249H69V248H68ZM95 249H96V248H95ZM102 249H103V248H102ZM150 249H153V248L150 247ZM159 249H160V248H159ZM159 249H157L156 251H158ZM237 249H238V248H237ZM258 249H259V246H258ZM258 249H257V250H258ZM42 250H43V249H42ZM103 250H104V249H103ZM133 250H134V249H133ZM154 250H155V249H154ZM233 250H234V249H233ZM233 250H232V251H233ZM238 250H239V249H238ZM254 250H255V249H254ZM29 251H30V250H29ZM32 251H33V248H32ZM73 251H74V250H73ZM152 251H153V250H152ZM156 251H155V253H156ZM166 251H167V250H166ZM169 251H170V250H169ZM244 251H245V250H244ZM248 251H249V250H248ZM248 251H247V252H248ZM258 251H259V250H258ZM258 251H257V252H258ZM34 252H35V251H34ZM78 252H79V251H78ZM96 252H97V251H96ZM98 252H99V251H98ZM158 252H159V251H158ZM164 252H165V251H164ZM234 252H235V251H234ZM247 252H245V253H247ZM253 252H254V251H253ZM255 252H256V251H255ZM104 253H105V252H104ZM124 253H125V252H124ZM146 253H147V252H146ZM159 253H160V252H159ZM178 253H180V252H178ZM178 253H177V254H178ZM183 253H184V252H183ZM242 253H243V252H241V254H242ZM245 253H243V254H245ZM258 253H260V251H259ZM258 253H257V254H258ZM68 254H69V253H68ZM165 254H166V253H165ZM231 254H232V252H231ZM235 254H237V253L235 252ZM248 254H249V252H248ZM251 254H252V253H251ZM262 254H263V253H262ZM141 255H142V254H141ZM145 255H146V254H145ZM167 255H168V254H166V256H167ZM178 255H179V254H178ZM188 255H189V254H188ZM195 255H196V254H195ZM205 255H206V254H205ZM214 255H216V254H214ZM217 255H218V254H217ZM232 255H233V254H232ZM249 255H250V254H249ZM27 256H28V255H27ZM103 256H104V255H103ZM148 256H149V255H148ZM154 256H155V255H154ZM211 256H212V255H211ZM53 257H54V256H53ZM130 257H132V256H130ZM140 257H141V258H144L143 256H140ZM149 257H150V256H149ZM158 257H159V256H158ZM182 257H183V256H182ZM188 257H189V256H188ZM191 257H192V256H191ZM206 257H207V256H206ZM206 257H205L204 259H206ZM209 257H210V256H209ZM216 257H217V256H216ZM216 257H215V258H216ZM230 257H231V256H230ZM235 257H236V256H235ZM238 257H239V256H238ZM240 257H241V256H240ZM240 257H239V259H240ZM242 257H244V256H242ZM242 257H241V258H242ZM247 257H248V256H247ZM28 258H29V257H28ZM117 258H118V257H117ZM155 258H157V257H155ZM168 258H169V257H168ZM171 258H172V257H171ZM192 258H193V257H192ZM194 258H195V256H194ZM211 258H212V257H211ZM211 258H210V260H211ZM232 258L234 259V257H232ZM250 258H251V257H250ZM25 259H26V258H25ZM119 259H120V257H119ZM147 259H148V258H147ZM185 259H188V258H185ZM189 259H190V258H189ZM189 259H188V260H189ZM225 259H226V258H225ZM228 259L230 260V258H228ZM239 259H238V260H239ZM242 259H243V258H242ZM242 259H241V260H242ZM244 259H245V258H244ZM246 259H247V258H246ZM35 260H36V259H35ZM43 260H44V259H43ZM109 260H110V259H109ZM139 260H140V259H139ZM142 260H143V259H142ZM151 260H152V256H151ZM151 260H150V261H151ZM157 260H158V259H157ZM162 260H163V259H162ZM169 260H170V259H169ZM188 260H187V263H188ZM193 260H194V259H193ZM226 260H227V259H226ZM241 260H240V261H241ZM250 260H251V259H250ZM252 260H254V259H252ZM259 260H260V259H259ZM39 261H40V260H39ZM48 261H49V260H48ZM50 261H51V260H50ZM144 261H145V258H144ZM146 261H147V260H146ZM165 261H166V260H165ZM182 261H183V260H182ZM184 261H185V260H184ZM184 261H183V263H184ZM206 261H207V260H206ZM206 261H204V263H205ZM223 261H224V260H223ZM230 261H233V260H230ZM236 261H237V260H236ZM240 261H239V262H240ZM243 261H246V260H243ZM263 261H264V260H263ZM20 262H21V261H20ZM22 262H23V261H22ZM63 262H64V261H63ZM90 262H91V261H90ZM134 262H135V261H134ZM137 262H138V261H137ZM140 262H141V261H140ZM140 262H138V264H139ZM151 262H153V260H152ZM170 262H171V261H170ZM185 262H186V261H185ZM192 262H193V261H192ZM207 262H209V259H208ZM214 262H215V261H214V258H213V263H214ZM221 262H222V261H221ZM227 262H228V261H227ZM227 262H224V263H227ZM234 262H235V261H234ZM32 263H33V262H32ZM32 263H31V264H32ZM81 263H82V261H81ZM147 263H149V262H147ZM147 263H146V264H147ZM157 263H158V262H157ZM160 263H161V262H160ZM177 263H178V262H177ZM193 263H194V262H193ZM193 263H192V264H193ZM196 263H198V262H196ZM229 263H231V262H229ZM244 263H245V262H244ZM244 263L242 262V264H244ZM246 263H247V262H246ZM16 264H17V263H16ZM23 264H24V263H23ZM55 264H56V263H55ZM58 264H59V263H58ZM114 264H115V263H114ZM133 264H134V263H133ZM143 264H144V262H143ZM161 264H162V263H161ZM188 264H189V263H188ZM190 264H191V262H190ZM198 264H199V263H198ZM222 264H223V263H222ZM235 264H236V263H235ZM248 264H249V263H248ZM251 264H252V263H251Z\"/></svg>","mask_w":264,"mask_h":264},{"label":"water","instance_id":"95a60500","mask_svg":"<svg viewBox=\"0 0 264 264\" xmlns=\"http://www.w3.org/2000/svg\"><path fill=\"white\" fill-rule=\"evenodd\" d=\"M226 6V5H225Z\"/></svg>","mask_w":264,"mask_h":264}]
</instances>
